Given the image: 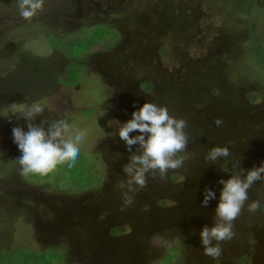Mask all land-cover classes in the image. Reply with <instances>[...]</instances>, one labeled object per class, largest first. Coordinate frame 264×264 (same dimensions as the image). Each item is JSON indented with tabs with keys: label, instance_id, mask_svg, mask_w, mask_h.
<instances>
[{
	"label": "rangeland",
	"instance_id": "obj_1",
	"mask_svg": "<svg viewBox=\"0 0 264 264\" xmlns=\"http://www.w3.org/2000/svg\"><path fill=\"white\" fill-rule=\"evenodd\" d=\"M18 5L0 0V264H99L105 225L115 244L139 232L147 264H264V179L220 257L199 235L214 223L221 178L264 163V0H44L30 19ZM153 101L187 122L185 166L149 174L127 204L131 153L118 130ZM33 105L43 112L29 120ZM59 119L86 131L79 157L23 175L12 129ZM214 145L230 158L209 164ZM206 188L216 199L204 206ZM62 208L76 228L48 241L44 224ZM140 249L126 246L120 263L141 264Z\"/></svg>",
	"mask_w": 264,
	"mask_h": 264
},
{
	"label": "clouds",
	"instance_id": "obj_2",
	"mask_svg": "<svg viewBox=\"0 0 264 264\" xmlns=\"http://www.w3.org/2000/svg\"><path fill=\"white\" fill-rule=\"evenodd\" d=\"M18 7L20 16L30 19L43 9L44 0H19ZM42 112L41 106L33 105L23 116L31 120ZM215 123L219 126L222 120L218 118ZM186 124L185 119L171 114L166 105L155 101L145 102L132 113L130 120L120 123L118 135L131 153L123 166L126 181L120 184L127 204L133 202L134 193L146 186L149 174L158 172L163 177L170 169L184 168L185 159L179 154L188 144ZM12 132L21 152L18 162L23 175H47L57 165L75 161L87 135L85 130L76 128L66 119L52 121L47 128L29 124L25 131L22 127H14ZM133 132L137 134L130 135ZM133 145L139 146L137 152L132 151ZM230 156L229 146L214 145L205 154V160L215 164ZM230 173L229 178L220 180L223 187L215 208L214 223L203 226L199 233L204 254L214 259L221 256V243L236 235L233 222L248 201V190L256 181L264 179V163L247 171L237 169ZM212 199H216V192L206 188L201 203L207 206ZM261 207L260 200L248 204L249 212L253 213Z\"/></svg>",
	"mask_w": 264,
	"mask_h": 264
},
{
	"label": "flooded vegetation",
	"instance_id": "obj_3",
	"mask_svg": "<svg viewBox=\"0 0 264 264\" xmlns=\"http://www.w3.org/2000/svg\"><path fill=\"white\" fill-rule=\"evenodd\" d=\"M162 187V186H161ZM159 190L162 191V188L160 189L159 187ZM167 200V198H166ZM55 212V211H54ZM71 212V210L69 209H59L57 210L56 215L54 216L53 219H48V221H46V225L44 224V228H43V231L45 232L43 234V236L49 241L51 238H55V235H65V231L66 230H70L71 228L72 229H75L76 225H74V222H72V219H70V215H68L69 213ZM75 218L78 217V216H74ZM100 219H102V217H99ZM140 221L139 220H136L135 223H139ZM65 223V224H64ZM99 221H94L92 224H96L94 225V227L96 228L97 225H98ZM71 224L74 225V227H71ZM69 229H68V228ZM135 227V225H134ZM71 229V230H72ZM101 229V227H100ZM107 226L105 225V228L102 229L101 231V236L99 235V232H98V239H99V242L102 244L103 247H101L99 245L98 247V250L99 252H94L93 255H94V260H97V262H99V264H121L120 262V254L122 253V251L125 250V247L128 246L130 247L133 251H137L138 249L142 248V244L140 243V241L138 240V234H140L139 232H136L134 231V235H133V238L132 240H126L125 239V243L122 244V243H114V242H117V238H112L110 239V242H108L109 240H107V238H109V235L107 234ZM147 231V232H146ZM148 229H144L142 231L143 232H146V234H148ZM154 230L150 231V232H153ZM50 234V235H49ZM111 234V233H110ZM46 235V236H45ZM105 238V239H104ZM114 239V240H113ZM105 240V242L103 241ZM127 241L129 243H127ZM60 242V241H58ZM57 242V245L55 248H59L60 246H62V244L60 245L59 243ZM73 243V242H72ZM79 242H76V244H78ZM59 245V246H58ZM141 250V249H140ZM58 255H61L60 251L59 252H56ZM140 262L141 264H147L146 262V259H144V251H143V248L142 250L140 251ZM124 264V263H123ZM138 264V263H137ZM189 264H192V263H189Z\"/></svg>",
	"mask_w": 264,
	"mask_h": 264
}]
</instances>
